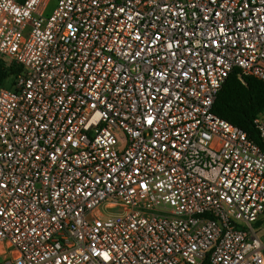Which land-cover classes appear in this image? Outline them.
<instances>
[{
  "label": "built area",
  "instance_id": "1",
  "mask_svg": "<svg viewBox=\"0 0 264 264\" xmlns=\"http://www.w3.org/2000/svg\"><path fill=\"white\" fill-rule=\"evenodd\" d=\"M53 1L0 0V264H264V112L214 113L264 0Z\"/></svg>",
  "mask_w": 264,
  "mask_h": 264
},
{
  "label": "trees",
  "instance_id": "2",
  "mask_svg": "<svg viewBox=\"0 0 264 264\" xmlns=\"http://www.w3.org/2000/svg\"><path fill=\"white\" fill-rule=\"evenodd\" d=\"M0 67V85L8 76ZM264 112V82L254 77L241 79L232 74L220 92L214 105V113L220 118L243 129L255 141L259 136L254 120Z\"/></svg>",
  "mask_w": 264,
  "mask_h": 264
},
{
  "label": "rangeland",
  "instance_id": "3",
  "mask_svg": "<svg viewBox=\"0 0 264 264\" xmlns=\"http://www.w3.org/2000/svg\"><path fill=\"white\" fill-rule=\"evenodd\" d=\"M54 6H55V0L52 2L51 6H50V10H52L54 8ZM262 233L264 234V229H263Z\"/></svg>",
  "mask_w": 264,
  "mask_h": 264
},
{
  "label": "snow or ice",
  "instance_id": "4",
  "mask_svg": "<svg viewBox=\"0 0 264 264\" xmlns=\"http://www.w3.org/2000/svg\"><path fill=\"white\" fill-rule=\"evenodd\" d=\"M149 123H151V121H149Z\"/></svg>",
  "mask_w": 264,
  "mask_h": 264
}]
</instances>
